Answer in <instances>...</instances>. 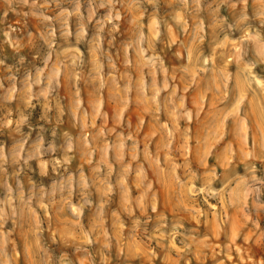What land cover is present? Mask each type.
I'll use <instances>...</instances> for the list:
<instances>
[{
	"label": "rangeland",
	"instance_id": "obj_1",
	"mask_svg": "<svg viewBox=\"0 0 264 264\" xmlns=\"http://www.w3.org/2000/svg\"><path fill=\"white\" fill-rule=\"evenodd\" d=\"M262 126L264 0H0V264H264Z\"/></svg>",
	"mask_w": 264,
	"mask_h": 264
},
{
	"label": "bare ground",
	"instance_id": "obj_2",
	"mask_svg": "<svg viewBox=\"0 0 264 264\" xmlns=\"http://www.w3.org/2000/svg\"><path fill=\"white\" fill-rule=\"evenodd\" d=\"M241 87H242V86H240V88H241ZM242 88H243V87H242ZM244 88H245V86H244ZM238 90H239V88H238ZM244 90H246V88H245ZM241 91H243V90L241 89ZM247 91H248V89H247ZM238 92H239V93H242V92H240V91H238ZM238 95H241V94H238ZM240 98H241V97H240ZM238 99H239V96H238L237 100H238ZM239 100H241V99H239ZM248 100H249V99H248ZM251 102H253V101H251ZM228 103H229V102H228ZM249 104H250V102H249ZM253 104H254V103H253ZM250 106H252V105H250ZM237 109H238V108H237ZM239 112H240V111H239ZM234 121L236 122V119H235ZM194 123H195V122H194ZM216 125H217V124H216ZM218 125H219V124H218ZM220 125H221V124H220ZM220 125H219V126H220ZM260 125H261V124H260ZM203 127H205V126H203ZM214 127H215V126H214ZM216 127L218 128V126H216ZM182 128H183V127H182ZM219 128H221V127H219ZM262 128H264V127L262 126ZM262 128H261V129H262ZM178 129H179V128H178ZM204 129H205V128H204ZM186 130H187V129H186ZM186 130H185V131H186ZM215 130H216V129H215ZM218 130H219V129H218ZM176 132H177V131H176ZM178 132H179V130H178ZM194 132H195V131H194ZM216 132H217V131H216ZM218 132H219V131H218ZM220 132H221V131H220ZM185 133L187 134V131H186ZM210 133H211V132H210ZM212 133H214V132H212ZM223 133H224V132H223ZM258 133H259V131H258ZM214 134H215V133H214ZM263 134H264V133H263ZM263 134H262V135H263ZM172 136H173V135H172ZM214 136H215V135H214ZM217 136H218V135H216V137H217ZM173 137H174V136H173ZM177 137H178V136H177ZM180 137H181V136H180ZM187 137H188V136H187ZM187 137H186V138H187ZM207 137H210V135H208ZM207 137H206V139H207ZM162 138H163V136H162ZM219 138H220V137H218V139H219ZM163 139H164V138H163ZM174 139H175V138H174ZM190 139H191V137H190ZM193 139H194V138H193ZM206 139H205V140H206ZM218 139H217V142L215 141L216 144H217V143L219 142V140H220V139H219V140H218ZM211 140H212V139H211ZM214 140H215V139H214ZM177 141H178V140H177ZM206 141H207V140H206ZM208 141H209V140H208ZM172 142H173V141H172ZM210 142H211V141H210ZM212 142H213V140H212ZM174 143H175V142H174ZM183 143H184V142H183ZM201 143H202V141H201ZM172 144H173V143H172ZM177 144H178V143H177ZM212 144H214V143H212ZM205 145H206V143H205ZM207 145H208V144H207ZM207 145L204 146V147H207ZM174 146H175V145H174ZM184 146H185V148H186V145H184ZM211 146H213V145H211ZM214 146H215V145H214ZM182 147H183V146H182ZM204 147H203V148H204ZM189 149H190V148H189ZM183 150H184V149H183ZM206 150L208 151V149H206ZM211 150H214V149H211ZM204 151H205V150H204ZM204 151H202V152H203V156L205 155V154H204ZM184 153H185V152H184ZM208 153H209V152H208ZM214 153H215V152H214ZM177 155H178V154H177ZM179 155H180V154H179ZM211 155H212V154H211ZM166 156H167V155H166ZM189 156H190V155H189ZM206 156H207V155H205V158H206ZM180 157H181V156H180ZM203 158H204V157H203ZM203 158H202V159H203ZM167 159H168V158H167ZM167 159H166V162H167ZM221 159H222V157H221ZM226 159H227V158H226ZM226 159H225V160H226ZM220 162H221V161H220ZM205 163H206V162H205ZM185 166H186V165H185ZM187 166H189V165H187ZM187 166H186V167H187ZM189 167H190V166H189ZM221 167H222V166H221ZM210 168H211V167H210ZM211 169H212V168H211ZM181 170H182V168H181ZM203 170H204V169H203ZM214 170H215V169H214ZM224 174H225V173H224ZM207 175H208V174H207ZM209 175H210V174H209ZM205 176H206V175H205ZM201 178H202V176H201ZM210 179H211V178H210ZM210 179H209V180H210ZM208 182H209V181H208ZM209 184H210V182H209ZM212 184H213V183H212ZM210 185H211V184H210ZM184 195H185V194H184ZM185 196H186V195H185ZM183 203H184V202H183ZM177 208H179V207H177ZM172 212H173V211H172ZM172 212H171V213H172ZM174 212H175V211H174ZM226 212H227V210H226ZM179 219H180V218H179ZM179 219H178V220H179ZM172 221H173V220H172ZM172 221H171V222H172ZM179 221H180V220H179ZM214 226H215V225H214ZM214 226H213V227H214ZM216 228H217V227H216ZM197 229H198V228H197ZM217 230H218V229H217ZM207 231H209V230L207 229ZM214 231H215V230H214ZM214 233H215V232H214ZM217 234H218V232H217ZM214 235H215V234H214ZM220 235H221V234H220ZM190 236H191V235H190ZM216 236H217V235H216ZM191 237H192V236H191ZM194 237H195V235L193 236V238H194ZM219 237H220V236H219ZM188 238H189V236H188ZM174 239H175V238H174ZM190 239H191V238H190ZM191 240H192V239H191ZM194 240H195V238H194ZM192 241H193V240H192ZM192 241H191V243H193ZM189 242H190V240H189ZM213 242H214V241H213ZM197 243H198V242H197ZM194 244H195V243H194ZM209 244H210V243H209ZM201 245H202V244H201ZM248 245H249V244H248ZM248 245H247V247H248ZM157 246H158V245H157ZM157 246H156V247H157ZM196 246H197V245H196ZM250 246H251V245H250ZM159 247H160V246H159ZM202 247H203V246H202ZM247 247H246V248H247ZM157 248H158V247H157ZM250 248H251V247H250ZM196 249H197V248H196ZM206 249H207V248H206ZM237 249H238V248H237ZM174 250H175V249H174ZM190 251H191V250H190ZM248 251H249V250H248ZM248 251H246V252H248ZM173 252H175V251H173ZM179 252H180V251H179ZM191 252H192V251H191ZM200 252H202V251H200ZM250 252H251V251H250ZM185 253H186V252H185ZM187 253H189V251H187ZM202 253H203V252H202ZM202 253H201V254H202ZM205 253H206V252H205ZM177 254H179V253H177ZM183 254H184V253H183ZM198 254H199V252H198ZM198 254H197V252H196V258H198V257H197ZM207 254H208V253H207ZM207 254H206V255H207ZM247 254H248V253H247ZM250 254H251V253H249L248 255H250ZM172 255H173V254H172ZM174 255H175V254H174ZM194 255H195V254H194ZM199 255H200V254H199ZM203 255H204V254H203ZM166 256H168V255H166ZM187 257H188V256H187ZM199 257H200V256H199ZM201 257H202V256H201ZM201 257H200V258H201ZM206 257H207V256H206ZM218 258H219V257H218ZM226 258H227V257H226ZM229 258H231V257H228L227 259H229ZM157 259H158V258H157ZM170 259H171V257H170ZM202 259H203V258H202ZM211 259H212V258H211ZM216 259H217V258H216ZM254 259H255V258H254ZM171 260H172V259H171ZM174 260H175V259H174ZM174 260H172V261H174ZM188 260H189V259H188ZM203 260H204V259H203ZM217 260H218V259H217ZM252 260H253V259H252ZM197 261H198V260H197ZM200 261H201V259H200ZM200 261H199V262H200ZM212 261H213V260H212ZM222 261H223V260H222ZM189 262H190V261H189ZM223 262H224V261H223ZM161 263H162V262H161ZM184 263H187V262H184ZM194 263H195V262H194ZM196 263H198V262H196ZM249 263H250V262H249ZM253 263H254V260H253ZM201 264H202V262H201ZM254 264H255V263H254Z\"/></svg>",
	"mask_w": 264,
	"mask_h": 264
}]
</instances>
